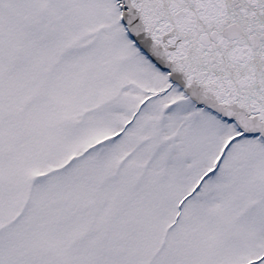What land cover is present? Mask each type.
Segmentation results:
<instances>
[{"label":"snow or ice","instance_id":"snow-or-ice-1","mask_svg":"<svg viewBox=\"0 0 264 264\" xmlns=\"http://www.w3.org/2000/svg\"><path fill=\"white\" fill-rule=\"evenodd\" d=\"M0 264H264V0H0Z\"/></svg>","mask_w":264,"mask_h":264}]
</instances>
